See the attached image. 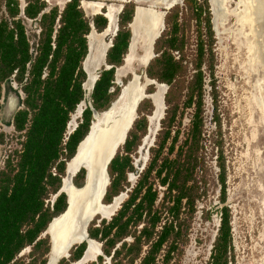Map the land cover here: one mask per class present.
Instances as JSON below:
<instances>
[{"label":"trees","instance_id":"1","mask_svg":"<svg viewBox=\"0 0 264 264\" xmlns=\"http://www.w3.org/2000/svg\"><path fill=\"white\" fill-rule=\"evenodd\" d=\"M80 1L70 0L62 11L57 7L45 11L47 5L43 0H25L23 16L36 19L41 28L33 53L23 18L20 16L19 0H4L6 16L3 13L0 15V81L7 79L17 70L15 79L22 84L25 98L24 108L14 117L16 130H24L21 149L15 151V162L13 157H9L5 168L0 170V264L11 263L26 246H32V250H35L41 244H46L47 240L37 238L51 219L67 206L64 194L56 198L53 209L45 206V199L59 190L60 175L64 174L66 160L74 155L78 143L88 132L92 117L91 109L87 107L83 111L82 122L64 143L70 114L85 95L82 84L86 74L82 69V62L87 54L86 35L91 27L89 18L80 7ZM183 4V8H172L164 16L167 30L156 39L153 48L155 56L145 68V74L149 79L168 86L164 94L167 109L160 123L163 134L158 142V148L148 169L111 221L108 223L103 221L100 228H88L90 237L104 242L103 252L107 256L111 255L116 244L123 238L135 237L132 243L123 242L119 248H115L111 264H132L140 255L142 243L149 244L150 241L149 249L138 264H156L155 259L163 245L167 246L163 262L170 261L172 253L179 248V238L184 224L183 219L179 220L181 208L183 205L186 206L191 214L194 211L195 198L198 197L200 187L195 180L194 172L198 164L200 137L204 124L203 65L209 73L211 97L215 107L217 106L212 49L214 35L207 0H184ZM134 8L132 3L123 4L113 45L106 53V62L113 67L101 71L92 90L91 104L98 111L108 109L119 91L116 87L115 92L111 93L109 88L115 86L113 83L115 67L122 65L128 49L131 36L128 24L132 21ZM57 18L58 24L55 28ZM189 20L195 22L196 48L190 60L193 73L186 83V91L183 92L182 83L185 82L183 79L188 72L184 30L189 25ZM107 22L103 14H97L92 18V24L97 32H102ZM28 63L29 68L26 67ZM26 72L28 76L25 80ZM149 91H152L151 87L148 88ZM187 108L192 109V115L183 145L179 146L180 150L174 159L166 156L159 160L167 143L168 153L174 151L179 128L174 131L173 127L181 125L183 112ZM144 109L139 108L138 113L144 112ZM214 122L218 125L217 115ZM146 128L147 121L142 116L140 120L135 121L124 143L123 150L126 154L117 153L111 160L108 169L110 184L103 202L110 203L114 196L124 190V185L127 184L126 172L132 169L129 154L138 145L137 133L144 134ZM0 140L3 141L1 133ZM216 145L220 147L221 143L216 142ZM217 165L220 170L218 177L221 184V201H224L225 164L221 150ZM52 168L56 169V175L52 174ZM152 172H156L154 174L160 178L163 185L167 184L169 202L172 201V205L167 208L170 218L157 232L156 238H153L154 231L161 221V216L152 208L157 197L156 191L153 190L152 184L147 185ZM84 173H79L74 178L76 186H82ZM163 173L164 176L161 177ZM219 213L220 222L210 255V264H229L230 211L227 206H223ZM141 222H144V227L140 235L131 232V228ZM141 237H144V240ZM84 248L85 243L80 244L71 252L70 260L79 259ZM48 249L47 245L44 251L47 252ZM45 262L43 259L40 264ZM59 264L70 263L62 260Z\"/></svg>","mask_w":264,"mask_h":264},{"label":"rangeland","instance_id":"2","mask_svg":"<svg viewBox=\"0 0 264 264\" xmlns=\"http://www.w3.org/2000/svg\"><path fill=\"white\" fill-rule=\"evenodd\" d=\"M49 1L50 5L59 4V6H62L66 0ZM83 1H85L84 4L89 1L101 2L100 11L102 13L106 12L108 6H117L121 3L119 0ZM183 1L179 0L169 9L157 0H129L127 2L137 6L136 12L139 7H152L156 12H159V9H161L167 13L175 7L183 8ZM239 1H226L223 4L226 13L216 11L217 20L220 24L217 29L218 31H216L213 22V7L210 0H207L214 35L212 49L214 53L213 65L217 106L215 107L211 97L209 73L203 65L205 72L204 124L200 137L201 149L198 154V164L194 172L195 180H200L198 183V187H200L197 193L198 197L195 198L194 211L191 214L190 211H187L186 206L183 205L181 208L179 220L183 219L184 224L182 225L179 238V248L172 253L170 261L166 263L163 262V254L165 252L163 250L158 255L157 264H210V255L220 222L219 209L223 206H227L230 211L231 251L229 264H264V13L262 17L256 19V29L252 32L247 21H244V4ZM4 9V0H0V15L2 13L4 16L6 15ZM83 11L87 16L92 15L91 10L83 8ZM159 13L164 18L163 12ZM136 15L130 29L133 34L132 38L137 34V48L133 50L131 62L123 60L121 66H127L120 74L116 69V80L118 79L122 83L121 85L116 84V86H118L119 90L123 89V87L132 83L134 76L137 75L140 77L138 79L139 83L136 81L134 84L129 85L125 89V95L132 96L137 91L143 94L146 93L149 96L157 91V87L154 83H147L143 77L146 65L142 68L141 66L144 65V60L150 53V48L145 49L141 48V46L146 45L145 35L149 34L152 30L149 27L143 26V22L137 21ZM117 22L118 20H116ZM26 26L31 34V29L34 27L33 24L27 22ZM141 29H144V34H139L142 31ZM135 30H138V33ZM166 30V26L162 24V32L160 31L159 34L161 35ZM184 35V51L187 54L188 72L183 79L185 81L182 83L183 92L186 91V83L191 79L190 76L193 73L190 60L196 48L194 21L189 20V25L185 27ZM103 36L106 41L109 33H105ZM152 57H154L153 53ZM139 64L141 66H138ZM99 69L95 68V72L97 73ZM150 87L152 91L148 92V88ZM147 96L143 97L139 102V108L145 109L143 113L137 114L136 118L139 119L144 114L152 113L149 116V122L147 121L148 129L144 134L142 132L137 133L139 136V139H137L138 144L142 143L140 152L137 151L138 146H136L131 153V160L136 166L133 167L138 169V173L148 166L158 148V142L163 134L160 123L167 109L165 104L164 106H158L156 110L158 112L162 111V117L157 122L151 120V117L155 113V107ZM89 101L90 96L86 97L85 95L83 108L88 105ZM18 105V98L14 93H9L5 99H1L0 130L6 136L3 143H0V170L4 166L7 156L11 155L14 150L19 149L24 139L23 133L19 134L11 131L12 127L6 124L18 109ZM71 115L70 122L74 120V116L75 119L79 117H76L75 112ZM191 115V108L184 110L181 125L173 127L174 131L179 128L178 141L175 144L174 151L171 154L168 153L167 143L159 159L166 156L173 158L179 152L180 149L178 148L183 145L188 133ZM216 115L219 120L218 125L214 122ZM77 121L78 119L74 122L77 123ZM216 142L221 143L220 147L216 145ZM147 150L148 153H145ZM183 150H185V147ZM220 150L225 164L226 195L224 201H221V184L218 177L220 170L216 161ZM118 151L122 152V147ZM65 170H67V165ZM66 173L64 177L69 175L68 170ZM149 178L147 182L153 185V188L159 192L158 197H161L164 187L159 185L153 175ZM127 180V184L124 187L130 189V185L135 186L137 183L138 174L129 173ZM125 199L126 196L123 193L113 198L111 203H103L106 206L104 212L95 215L88 226L92 222L96 225L101 220L107 221V219L116 213L120 204ZM167 204L166 202L162 204V200L160 199L156 201L155 209L159 212L162 222L170 218L167 213ZM142 223L139 224L138 228L141 227ZM132 231L135 232L136 227L131 228ZM41 238L46 239L47 243L41 244L35 250H32L31 246H27L16 256L15 261L11 264H40V261L43 259L48 261L50 254L47 256L44 250L49 243V237L47 234L42 233ZM128 241L130 242V239ZM93 245L90 253L85 256L87 260L84 259L85 262L80 264H89L91 260H88V258L92 259L94 257L92 254H97L100 250L97 243ZM119 258H122V254ZM98 264H110V261L108 262L102 256V261L98 262Z\"/></svg>","mask_w":264,"mask_h":264},{"label":"bare ground","instance_id":"3","mask_svg":"<svg viewBox=\"0 0 264 264\" xmlns=\"http://www.w3.org/2000/svg\"><path fill=\"white\" fill-rule=\"evenodd\" d=\"M157 1H159V3L161 4L167 5L169 3L178 2L179 0H157ZM210 1L212 2L213 7L216 8L215 14L216 11H222L226 13L224 11L223 4L227 0H210ZM239 2L244 4L243 5L244 21L245 22L247 21V24L250 26L251 31L254 32L256 29L255 27L256 19L262 17L264 13V0H240ZM83 6L87 10H89L92 7H95L96 10H98L101 4L99 2L96 3L93 1H89L85 3ZM170 6H173V4L167 6L166 8H169ZM109 7L110 8H109L108 16L110 17L111 21H114V23L110 24V28L106 30V33L108 32L109 36H112L114 31L113 25L115 24L114 15L116 12L120 11V7L117 8L115 7L111 8V6ZM136 14L139 15L138 17L141 20H143L144 23L148 25L151 29L154 27V24H157L158 14L160 15V13L156 12L152 7L150 8L139 7L138 11L135 12V15ZM155 18L156 20L154 21ZM135 32L138 33V30H135ZM91 33L92 34L90 37H88V40L90 45L89 47L91 48L90 51H92V54L91 56H89L88 54L86 60L83 62V65L85 62H89L87 61L89 57L95 56L97 54L99 56L100 53L98 52L99 47L105 49L109 44L108 39L106 40V42L100 41L101 39L97 37L94 31ZM132 40H133V46H135L137 44V34L132 38ZM153 42H155V40H153ZM133 46L130 47L129 51L133 48ZM152 47H153V43H152ZM127 61L131 62L130 56L126 58L125 62ZM85 65L87 66V64ZM126 66L127 65H123L121 67L122 70H124ZM121 68L117 69L118 72L121 71ZM88 74L89 75L84 83L85 85L83 84L86 96L89 95L93 87V82H95L98 78V75L92 72V70H89ZM134 77L136 78L134 79V82L138 81L139 79L138 76L135 75ZM154 84L157 85L159 83L154 82ZM121 95H122V91H121ZM145 96H147L146 93L143 94V97ZM142 99L143 98H141L139 101H141ZM137 100H138L137 96L136 97L130 96L126 101V104L123 105L118 104L117 106L114 105L112 108H110L109 114H114V116L112 121L106 127L102 124L104 122L105 114L102 115L101 118H97L96 122H94L92 125L93 129L89 131L88 136L79 144L78 148L76 149V152L72 158H74L75 156L76 157L69 163L68 166L69 172L71 174L73 173L71 176H75L80 171V168L83 167L85 170V175L87 172H89L91 174L92 180H94V182L97 184L94 187V189H92V192L89 194L88 198L86 200L84 199V202L82 201L78 203L77 202L74 203L73 200L76 195L83 192L82 191L83 189L75 188V186H73L69 180L65 181V185L62 184L63 185L62 191L67 193V196L70 198L71 207L70 210L66 213V215L64 216L62 215L55 218L47 231V233L50 236V243L52 245V251L50 252V254L51 253L54 254L55 252V255L59 256L61 255L60 253H64L65 254L64 256H66L65 249L68 248L67 249L68 251L72 243H79L80 239L85 236V229H86L85 226H87L86 225L87 222H90L92 220V216L95 214V211L101 210L102 208H106L102 204V198L104 197L109 182L105 175L104 169L105 166L106 167L108 166V160L111 159L112 156H114L116 150L118 149L119 144L122 143L125 137L126 131L129 128V125L132 120V114ZM163 102H164V97H163ZM138 103L136 107L138 106ZM81 107H83V104H81L78 109H80ZM136 113L137 112L135 109V114ZM117 125H119V128H116ZM66 172L67 170H65V173ZM62 183H63V179H62ZM81 216H82V220L80 218ZM89 241L90 244L93 243L91 240ZM59 249H60V253H59ZM51 256L54 258L52 254ZM60 257L62 258L63 256ZM56 259L57 257L54 260ZM54 260L51 259L49 262L48 261L47 262L48 264H52Z\"/></svg>","mask_w":264,"mask_h":264},{"label":"flooded vegetation","instance_id":"4","mask_svg":"<svg viewBox=\"0 0 264 264\" xmlns=\"http://www.w3.org/2000/svg\"><path fill=\"white\" fill-rule=\"evenodd\" d=\"M45 3H46V9H45V11L47 10V9H50L51 7H57V8H59V10L60 11H62L63 10V8H64V6H65V4L67 3V2H69L70 0H66L65 2H63V5L61 6H59V4H57V5H50V1L49 0H43ZM227 1H229V0H227ZM19 2H20V9H21V13H20V16L23 18V24H24V26H25V29H26V33H27V35L29 36V42H30V45H31V52H33L34 53V50H35V47L37 46V42H38V38H39V35H40V32H41V28H40V26L38 25V21L36 20V19H29V18H26V17H24L23 16V8H24V6L26 5L25 4V0H19ZM211 2V1H210ZM125 3H127V2H125ZM176 2H174V3H169V4H167V5H165V6H169V5H174ZM82 4H83V0H81L80 1V7L83 9V6H82ZM124 4V3H123ZM211 4H212V2H211ZM120 5H121V3H120ZM120 5H117V6H113V5H110L111 6V8L113 7H115V8H117V7H120ZM212 7H213V4H212ZM110 8V7H109ZM123 9V8H122ZM135 9H136V6H135V8H134V11H135ZM215 10H216V8H214L213 7V15H214V19H213V22H214V27H215V30L216 31H218L217 29H218V27H219V23H218V20H217V18H216V15L217 14H215ZM122 11V10H121ZM121 11H119L118 13L116 12L115 13V18H116V20H118L119 19V13L121 12ZM107 12H108V10H106V12L105 13H102L101 11H100V13H96V14H94V13H92V15L91 16H87L86 14H85V12H84V14H85V16L87 17V18H89V20H90V27H91V30H90V32L86 35V40H87V53H89V47H88V35L89 34H91V32L94 30L95 32H97L96 30H95V28H94V26H93V24H92V18L95 16V15H97V14H106L107 15ZM116 14H117V16H118V19H117V16H116ZM6 16V15H5ZM133 16H134V14H133ZM137 16V21H140V22H143V26H145V27H149L148 25H146L145 23H144V21L143 20H141L138 16L139 15H136ZM165 16V15H164ZM106 18H108V16L106 17ZM110 18V17H109ZM109 18L107 19V21L109 20ZM158 22H157V24H154V27L151 29L150 27V30H152L149 34H146L145 35V37L146 38H144L145 40H146V45H142L141 46V48H150V53L148 54V57H152V49L151 48H154V43L155 42H153V40H155L156 41V38H157V35L160 33V31H161V29H162V16H161V14L159 15L158 14ZM156 20V18L154 19V21ZM153 21V22H154ZM27 22H30L31 24H33V28L31 29L32 30V32H31V34L29 33V30L27 29V26H26V23ZM114 23V21H111V24H113ZM211 23H212V19H211ZM57 24H58V18H57V20H56V24H55V28L57 27ZM107 25H108V22H107ZM129 25V24H128ZM163 25L165 26V24H164V18H163ZM114 26V31H113V35L111 36V37H109V44H110V46L107 48V50H106V52H105V54L103 55L104 56V65L98 70V72H97V75H98V78H99V74L101 73V71L102 70H108V69H110V68H112L113 67V65H109L107 62H106V53H107V51H108V49L110 48V47H112V45H113V38L115 37V35H116V33H117V30H118V22L116 23L115 22V24L113 25ZM107 27V26H106ZM110 28V27H109ZM108 28V29H109ZM129 29H130V27H129ZM142 31H140L139 32V34H144V29H141ZM103 32V31H102ZM130 32H131V29H130ZM162 32V31H161ZM98 33H101V32H98ZM131 35H132V33H131ZM130 40H131V36H130ZM132 41V40H131ZM131 41H129V45H128V48H129V46L131 47ZM153 43V47L151 46V44ZM137 45V44H136ZM106 49V48H105ZM104 49V50H105ZM127 52H128V49H127ZM127 52H126V54H127ZM154 53V52H153ZM126 54H125V56H126ZM87 55V54H86ZM124 56V59L126 58ZM154 56H155V54H154ZM153 58V57H152ZM151 58V59H152ZM123 59V60H124ZM32 61V60H31ZM84 61V60H83ZM149 63V62H148ZM148 63L146 64V66H145V68L147 67V65H148ZM82 65H83V62H82ZM105 65L106 66H108V68H105ZM138 66H141L140 64L138 65ZM26 67L27 68H29L30 67V63H28L27 65H26ZM83 67L85 68V63H84V65L82 66V69H83ZM122 67V66H121ZM118 67H115V73H114V81H113V83H114V85L115 86H111L110 88H109V92H111V93H114L115 92V89H116V87H118V86H116V84H118L117 82H119L120 80H116V69H117ZM141 68H142V66H141ZM145 68H144V70H145ZM92 70H95V68H92ZM16 71L17 70H15L14 72H13V74L11 75V76H9L7 79H4L3 81H0V109H1V99H5L6 98V96L9 94V93H14L16 96H17V98H18V109L14 112V114H13V116H12V118L10 119V120H8L7 122H6V124L7 125H9L10 127H12L11 129V131H13V132H15V133H23V137H24V130H22V131H17L16 130V128H15V124H14V117H15V114L19 111V110H21V109H23L24 108V104H23V99L25 98V94H24V92H23V90H22V84H20V83H18L17 81H16V79H15V75H16ZM84 71V70H83ZM121 71H123L122 70V68H121ZM121 71H119V74H120V72ZM85 72V74H86V76H87V72H86V70L84 71ZM45 75V74H44ZM28 76V72H26L25 73V80H26V77ZM97 78V79H98ZM87 79V78H86ZM86 79H85V81H86ZM133 79H136L135 77L133 78ZM24 80V81H25ZM85 81L83 82V84L85 83ZM97 81V80H96ZM95 81V82H96ZM146 81V80H145ZM135 82H134V80H133V82L132 83H130L129 85H131V84H134ZM147 83H154V82H152V81H147ZM158 83V82H157ZM82 84V85H83ZM85 85V84H84ZM94 85H95V83H94ZM94 85H93V87H92V90H93V88H94ZM129 85H127V86H125V87H123V89L121 88V90H119L118 91V93H117V96L115 97V99L114 100H112L111 101V103H110V105H109V107H108V109H106V110H103V111H98L100 114H99V116L98 117H96V118H94L93 119V117H91V121H90V125H89V129H90V127H91V129H90V131L93 129V127H92V125H93V123L94 122H96V120H97V118H101L102 117V115H104L105 114V116H104V122L102 123L105 127L112 121V119H113V116H114V114H109V109L110 108H112L114 105H123V104H126V101H127V99L129 98V96L130 95H125L126 93H125V89L129 86ZM157 91L156 92H154V93H152V94H150L149 95V98L151 99V102H152V104H153V106L155 107V113H154V116L153 117H151V120H155V122H157L162 116H161V114H162V111H160V112H158L157 110H156V108L158 107V106H160V105H163L164 106V102H163V95L166 93V86L163 84V83H159V84H157ZM83 88V90H84V86L82 87ZM167 88H168V86H167ZM113 89V90H112ZM92 90H91V93H92ZM121 91H122V95H121ZM85 92V91H84ZM136 93H138V94H136ZM86 95V94H85ZM85 95H84V99L79 103V104H77V106H76V109L74 110V112L75 113H78V114H76V117H78L77 119H78V121H77V123L76 122H74L75 120H77V119H75L74 117H73V119L74 120H72V122H70L71 121V119H69V121H68V123H67V127H66V131H65V134H64V139H63V141H64V143L67 141V139H68V137L75 131V129L77 128V126L82 122V114H83V111L87 108V107H89L88 105H86L84 108L83 107H81L80 109H78L79 108V106L81 105V104H83V106H84V103H85ZM120 95H121V97H120ZM133 97H136L137 96V98H138V100L136 101V103H135V108H134V111H133V114H132V120H133V118H134V120H133V122H132V120H131V122H132V124H130L131 125V127H130V125H129V128L127 129V131H126V134H125V137H124V141H122V143L121 144H119V146H118V149L116 150V152H115V154H114V156L112 157V159L116 156V154L118 153V154H120V155H125L126 153L124 152V150H123V146H124V143H125V141H126V139H127V137H128V134H129V132L132 130V128H133V125H134V123H135V121H137V120H140L141 118H139V119H137L136 118V115L137 114H139L138 113V110H139V106H137V108H136V105H137V103L138 102H140L139 100L141 99V98H143V93L142 92H135L134 93V95H132ZM131 96V97H132ZM87 97V96H86ZM120 97V98H119ZM90 101H91V94H90ZM139 104V103H138ZM166 106V105H165ZM135 109H136V114H135ZM108 110V111H107ZM74 112H72L71 114H73ZM143 113V112H142ZM70 114V118H71V115ZM152 114V113H151ZM150 113L149 114H144L143 116L146 118V121H148L149 122V116L151 115ZM164 118V117H163ZM162 120V119H161ZM0 122H1V118H0ZM72 123H74V124H72ZM71 125V126H70ZM71 127V128H70ZM147 127H148V124H147ZM116 128H119V125H117L116 126ZM89 129H88V132H89ZM148 128H146V130H147ZM87 132V133H88ZM0 133L3 135V140H4V138H5V133L2 131V130H0ZM86 133V134H87ZM145 133H146V131H145ZM86 136V135H85ZM84 136V137H85ZM83 137V138H84ZM24 140V139H23ZM22 140V141H23ZM0 143H3V141H1L0 140ZM79 144V143H78ZM141 144L142 143H140V144H138L137 146V151H139L140 152V147H141ZM120 147H122V152H120V151H118L119 150V148ZM168 147V146H167ZM20 149H21V144H20V148L19 149H16L17 151H20ZM76 149H77V147H76ZM16 150H14V152L11 154V155H9V156H7V158H6V160L9 158V157H13V162H15V151ZM75 152H76V150H75ZM138 152V153H139ZM132 153V152H131ZM131 153L129 154V156H130V158H131ZM145 153H148V150L147 151H145ZM177 153V152H176ZM75 154V153H74ZM74 156V155H73ZM72 156V157H73ZM71 157V158H72ZM76 157V156H75ZM74 157V158H75ZM176 157V155L173 157V158H170V159H174ZM70 158V159H71ZM74 158H72L70 161L69 160H66V163H67V170H68V166H69V163L74 159ZM152 158H153V156H152ZM111 159V160H112ZM141 159V158H140ZM140 159H139V162H140ZM217 159H218V156L216 157V161H217ZM6 160H5V162H4V166H3V168L1 169V170H3L4 168H5V164H6ZM62 160H64V158H62ZM111 160H110V162H111ZM152 160V159H151ZM159 160H161V159H159ZM146 161V160H145ZM145 163V162H144ZM143 163V164H144ZM109 165H110V163H109ZM109 165H108V167H107V175H108V182H110V178H109V174H108V169H109ZM149 165H150V162H149V164H148V166L146 167V168H144V170H142V171H140L139 173L137 172V170L138 169H135L133 166H135V164H133V162H132V160H131V166H132V169H129V170H127V172H126V178H127V175L129 174V173H137L138 174V180H137V183L135 184V186L138 184V182H139V180L142 178V175L146 172V170L148 169V167H149ZM136 167V166H135ZM65 169H66V166H65ZM84 168L83 167H81V169H80V171L74 176V178L79 174V173H84V170H83ZM51 172H52V174L53 175H56L57 174V171H56V169L55 168H52V170H51ZM68 172H69V170H68ZM154 173H156V172H152V174L151 175H153L156 179H157V182L159 183V185L160 186H163L164 188V190H163V192H162V196L161 197H158V191L156 190V189H154L153 188V185H152V188H153V190H155L156 191V194H157V197H156V200H155V203H154V205L152 206V208H153V211L155 210V206H156V201L158 200V199H160V200H162V204L164 203V202H166V203H168L167 205V208H169L171 205H172V201H170L169 202V199L170 198H168V191H167V184H162L161 183V180H160V178L159 177H157L156 176V174H154ZM73 174V173H72ZM70 172H69V175H67L66 177H64V175H65V171H64V174L63 175H60L61 176V184H62V179H63V185H65V181H67V180H69L70 181V176L72 175ZM164 176V173L162 174V176L161 177H163ZM64 177V178H63ZM74 178H73V180H74ZM84 179H85V173H84ZM148 179H150V178H148ZM128 181V180H127ZM200 182V180H198V183ZM73 183H74V181H73ZM84 183V182H83ZM109 184V183H108ZM149 184H151V183H149ZM75 185V184H74ZM83 185V184H82ZM147 185H148V182H147ZM76 186V185H75ZM135 186L134 185H130V189H128V188H125L122 192H120L118 195H120V194H125V196H126V199L125 200H127L128 199V197H129V194L132 192V190L135 188ZM61 187V186H60ZM76 187H81V186H76ZM107 189V188H106ZM226 189V188H225ZM144 190L145 189H143V193H144ZM58 192V191H57ZM57 192L56 193H52V194H50V196H49V198H47V199H45V206H49L51 209H53V204H54V202H55V200H56V198L60 195V194H64V193H60V194H57ZM220 192H221V186H220ZM65 195V194H64ZM105 195V194H104ZM117 195V196H118ZM225 195H226V190H225ZM66 197V196H65ZM116 196H114L113 198H115ZM113 200V199H112ZM124 200V201H125ZM139 199H137V201H138ZM123 201V202H124ZM123 202L120 204V206H119V209L116 211V213H114L113 214V216H115L116 214H117V212L120 210V208L122 207V204H123ZM108 204V203H105V202H103V198H102V204ZM111 203V202H110ZM67 204V203H66ZM103 204V205H104ZM105 206V205H104ZM106 207V206H105ZM66 209V208H65ZM64 209V210H65ZM63 210V211H64ZM104 210H105V208H102L101 210H96L95 211V214L92 216V218L95 216V215H97V214H102L103 212H104ZM63 211L61 212V213H63ZM60 213V214H61ZM145 213L146 212H144V216H145ZM60 214H58L57 216H55V217H53L52 219H51V221L54 219V218H56V217H58ZM113 216L111 217V218H109V219H107V221L106 220H101L98 224H96L95 225V223L94 222H92L89 226H87V234H88V228L89 227H93V228H100L101 227V224H102V222L103 221H105L106 223H108V222H110L111 221V219L113 218ZM50 221V222H51ZM90 221V220H89ZM166 221V220H165ZM165 221L164 222H162V221H160V223L158 224V225H156V228H155V231H154V236H153V238H156L157 236H156V234H157V232H159L161 229H162V225L165 223ZM49 222V223H50ZM48 223V224H49ZM48 226V225H47ZM138 226H139V224L136 226V231H135V233L137 234V235H140V233H141V230H142V228L144 227V222L142 223V225H141V227L140 228H138ZM47 228V227H46ZM138 228V229H137ZM46 230V229H45ZM44 230V231H45ZM44 231L42 232L43 234H44ZM41 233V234H42ZM41 234H40V236L37 238V239H42L41 238ZM47 235H48V237H49V243L47 244L48 246H49V249H48V251L45 253V254H47V256H48V254H49V251H50V236H49V234L48 233H46ZM156 236V237H155ZM127 237H129V238H127ZM127 237H125V238H123V240L121 241V242H119V243H117L116 244V246H115V248L117 247V248H119L121 245H122V243L123 242H126L127 244H130V243H132L134 240H135V237H133V236H127ZM88 238H90L91 239V241L93 242L92 244H90V241H89V245H88V243H86L85 241L84 242H81V243H77V244H75V245H73L70 249H69V251H68V254L66 255V256H64L65 254L64 253H60V249H59V253L61 254V255H59V256H56L55 255V252H54V254L53 253H51L53 256H54V258L51 256V254L49 255V259H48V261H50L51 259H55L56 257H57V259L56 260H54V262L52 263V264H57L58 262L60 263L62 260H66V261H68L70 264H80V263H83V262H85V260H87V259H85V256L87 255V254H89L90 253V250H91V247L92 246H94L93 244H95V243H97L98 244V248L100 247V250L97 252V254H92V256L94 255V257L92 258V259H89L88 258V260H91V262L89 263V264H98V262H101L102 261V256H104V258H106V260L109 262L110 261V264H111V259H112V256H113V253H114V250H115V248L113 249V251L111 252V255H109V256H107L104 252H103V246H104V242L103 241H100V240H98V239H96V238H92V237H90L89 236V234H88ZM152 238V239H153ZM128 239H130V242L128 241ZM141 239L142 240H144V237H141ZM46 240V239H45ZM82 243H85V248H84V251H83V253H82V255H81V257L79 258V259H77V260H70V256H71V252H73L80 244H82ZM100 243H101V245H100ZM149 244H151V241L149 242ZM149 244H145V243H142V245H141V252H140V255H139V257L132 263V264H138V263H140V261L142 260V258L145 256V254H146V252H147V250L149 249ZM118 245H120V246H118ZM27 247V246H26ZM26 247H24V248H26ZM32 247V246H31ZM97 247V246H96ZM23 248V249H24ZM165 248H166V245H163V249L157 254V257H156V259H155V263L157 264V258H158V255L164 250L165 251ZM22 249V250H23ZM21 250V251H22ZM20 251V252H21ZM19 252V253H20ZM18 253V254H19ZM165 253V252H164ZM17 254V255H18ZM16 255V256H17ZM99 255H102V256H99ZM56 256V257H55ZM60 256H63L62 258L60 257ZM163 257H164V254H163ZM16 258V257H15ZM15 258L11 261V263H13L14 261H15ZM61 258V260H59ZM101 258V260H99ZM85 259V260H84ZM96 259H97V261H96ZM46 260V259H45ZM59 260V261H58ZM84 260V261H83ZM11 263H9V264H11ZM47 263V260H46V262H45V264ZM58 263V264H59Z\"/></svg>","mask_w":264,"mask_h":264},{"label":"water","instance_id":"5","mask_svg":"<svg viewBox=\"0 0 264 264\" xmlns=\"http://www.w3.org/2000/svg\"><path fill=\"white\" fill-rule=\"evenodd\" d=\"M127 1H129V0H121V5H120V11L122 10V8H123V3H125V2H127ZM170 7H172V6H170ZM169 7V8H170ZM169 8H167V9H169ZM159 12H163V15H165L166 14V11H162L161 9H159ZM99 13H100V9H99ZM134 15H135V11H134ZM104 16L105 17H107V15L106 14H104ZM133 18H134V16H133ZM133 18H132V21L129 23V27H130V25H131V23L133 22ZM108 19V18H107ZM109 27V20H108V25H107V27L105 28V29H107ZM105 29L103 30V31H105ZM160 36V34L158 35V37ZM131 38H132V36H131ZM105 54V53H104ZM87 56H88V53H87V55L85 56V58H84V61L86 60V58H87ZM153 56H154V53H153ZM83 61V62H84ZM105 68H108V66H106L105 65ZM83 70L85 71V69H84V67H83ZM143 77H144V79L145 80H147V81H154V82H156L155 80H152V79H149L148 77H147V75L144 73V75H143ZM138 78H140V77H138ZM94 83L95 82H93V85H94ZM119 85H121L122 83H121V81H119V82H117ZM138 83H139V80H138ZM165 85V84H164ZM155 86H157V85H155ZM166 86V88H167V85H165ZM82 87H83V85H82ZM90 94H91V92L89 93V95L87 96V97H89L90 96ZM147 97H149V96H147ZM88 106L90 107V109H91V112H92V117H94V118H96V117H98L99 116V112L95 109V108H93L92 107V104H91V101H89L88 102ZM137 108V107H136ZM134 120V119H133ZM132 120V121H133ZM132 123V122H131ZM130 123V124H131ZM158 125H159V122H158ZM158 127V126H157ZM90 131V130H89ZM88 134H89V132L86 134V136L79 142V144L88 136ZM125 140V139H124ZM123 140V141H124ZM79 144L77 145V148H78V146H79ZM113 157V156H112ZM112 157H111V159H112ZM111 159H109L108 160V165H109V163H110V160ZM108 167V166H107ZM107 167L105 166V169H104V172H105V175H106V177H107V179H108V175H107ZM73 178H74V176H71V179H70V182H71V184L73 185V186H75L74 185V183H73ZM63 184V183H62ZM61 184V187L59 188V190H58V192H57V194H60V193H64L65 194V196H66V203H67V206H66V209L63 211V213H61L59 216H64V215H66V213L70 210V207H71V201H70V198L67 196V193H65V192H63L62 191V185ZM96 184L97 183H95L94 182V180H92V177H91V174L89 173V172H87L86 173V175H85V179H84V183H83V185L81 186V187H76L75 186V188H77V189H83L82 191L83 192H81L80 194H78V195H76L75 196V198H74V203H78V202H84V199L86 200L87 198H88V196H89V194L92 192V189H94V187L96 186ZM104 191H105V189H104ZM58 216V217H59ZM57 218V217H56ZM81 218V220H82V216L80 217ZM84 218V217H83ZM55 219V218H54ZM53 219V220H54ZM53 220L48 224V226H47V228H46V230L44 231V234H46L47 233V231H48V229H49V227H50V225L52 224V222H53ZM88 224H89V222H87V226H88ZM87 226H85L86 227V229H85V236L84 237H82L81 239H80V242L79 243H81V242H86V243H88V245H89V240H91L90 238H88V234H87ZM75 244H77V243H72L71 244V247L73 246V245H75ZM70 247V248H71ZM69 248V249H70ZM67 249L68 248H66L65 249V253H66V255L68 254V251H67ZM52 251V245H51V243H50V251H49V254H50V252ZM59 261V260H58ZM49 262V261H48ZM48 262L46 263V264H48Z\"/></svg>","mask_w":264,"mask_h":264},{"label":"crops","instance_id":"6","mask_svg":"<svg viewBox=\"0 0 264 264\" xmlns=\"http://www.w3.org/2000/svg\"><path fill=\"white\" fill-rule=\"evenodd\" d=\"M84 2L85 1H83V4H84ZM94 2V1H93ZM98 2V1H97ZM96 2V3H97ZM100 4H101V2H99ZM83 4H82V6H83ZM83 8H84V6H83ZM101 8V6L99 7V9ZM137 8V7H136ZM85 10H87L86 8H84ZM93 9V10H92ZM99 9L98 10H96V8L95 7H92V8H90L89 10H91V12L92 13H94V14H96V13H99ZM107 10H108V12H107V16H108V13H109V6L107 7ZM136 10V9H135ZM94 11V12H93ZM96 11V12H95ZM119 12V11H118ZM117 12V13H118ZM136 12V11H135ZM116 16H117V14H116ZM108 18H109V16H108ZM115 22H116V18H115ZM133 22H134V19H133ZM133 22L131 23V27H132V24H133ZM110 24H111V19L109 18V27H110ZM163 24V23H162ZM108 27V28H109ZM130 27V28H131ZM107 28V29H108ZM107 29H105V31H103V32H101V33H98V32H95L94 30V32L96 33V35H97V37L99 38V39H101L100 41H103V42H106L105 41V37L103 36L105 33H106V30ZM92 31V32H93ZM108 33V32H107ZM92 34V33H91ZM91 34H89L88 35V37H90L91 36ZM102 37H101V36ZM133 35V34H132ZM131 35V36H132ZM159 35V34H158ZM157 35V36H158ZM131 40H132V38H131ZM108 41H109V37H108ZM131 46H133V40L131 41ZM90 45H89V40H88V47H89ZM110 46V44H108L107 45V47H106V49L104 50V48H102V47H99V49H98V52H100L99 53V56H98V54L97 55H95V56H92V57H89V59L87 60V61H89V62H85V64H87V66L85 65V70H86V72H87V77H88V71L89 70H92V68H101V66H103L104 65V53L106 52V50H107V48ZM135 48H137L136 47V45L135 46H133V48L129 51V49H130V46H129V48H128V52H127V54H126V58L128 57V56H130V58H131V56H132V54H133V50L135 49ZM91 50V48L89 47V56H91V54H92V51H90ZM126 58L124 59V61L126 60ZM151 57H148L147 56V58L144 60L145 61V63H144V65L142 66V67H144L145 65H146V63L148 62V60L150 59ZM88 63H89V65H88ZM94 66V67H93ZM89 67V68H88ZM119 68H121V67H119ZM119 68H117V69H119ZM118 71V70H117ZM92 72H94V73H96L95 72V70H92ZM97 74V73H96Z\"/></svg>","mask_w":264,"mask_h":264}]
</instances>
